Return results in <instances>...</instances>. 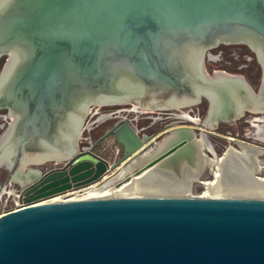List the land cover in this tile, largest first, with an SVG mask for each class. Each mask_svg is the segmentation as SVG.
Masks as SVG:
<instances>
[{
	"label": "water",
	"instance_id": "1",
	"mask_svg": "<svg viewBox=\"0 0 264 264\" xmlns=\"http://www.w3.org/2000/svg\"><path fill=\"white\" fill-rule=\"evenodd\" d=\"M218 44L254 53L261 67L256 91L242 76L207 74L204 56ZM3 56L0 109L12 123L0 138V159L10 172L24 155H64L66 164L84 159L73 143L87 109L106 101L160 110L205 98L215 127L264 114V0H0ZM111 132L123 156L110 170L156 143L126 122ZM59 176L40 181L37 174L23 185L25 194L54 188L34 201L71 190L76 178ZM0 264H264V198L31 205L0 216Z\"/></svg>",
	"mask_w": 264,
	"mask_h": 264
},
{
	"label": "bare ground",
	"instance_id": "2",
	"mask_svg": "<svg viewBox=\"0 0 264 264\" xmlns=\"http://www.w3.org/2000/svg\"><path fill=\"white\" fill-rule=\"evenodd\" d=\"M209 59L214 61L217 60V57L209 55ZM226 75L235 76L216 71L211 77L220 79L221 77L226 78ZM115 103L117 102L106 101L105 104H123L121 102ZM196 104L197 102L191 101L179 102L174 105L163 106L160 110L188 109L187 112L181 111L180 114L173 113V118L197 124L196 117L193 119L189 115L190 108ZM157 110L159 109H150L139 104H133L131 107V111L136 113ZM105 117H109V115ZM105 117L101 116L100 119ZM250 123L255 129L254 139L264 141V115L252 118ZM204 125L206 129L215 128V124L210 122L209 119H206ZM209 134H211L210 131L192 126L170 128L162 134L164 138L161 141L149 140L150 143H156L146 147V150L137 159L121 165L113 176L106 178L102 183L93 184L74 192L72 197L65 201L99 197L188 195L194 183L202 185L205 189L202 197L248 196L264 198V178L258 176L259 173L264 171V149L231 139L237 145V149L229 146L221 156H218L208 138ZM182 141L185 143L184 146L178 147L144 172L136 174L137 169L143 164ZM75 143L76 140L73 143L76 149ZM23 157L19 170L12 176L13 181L21 186L29 183L38 174L37 171L27 170L28 165L60 162L61 158L65 156L36 154L24 155ZM0 166L8 168L9 164L1 158ZM206 170L213 174V179L210 181L203 178ZM126 177H128V180H125Z\"/></svg>",
	"mask_w": 264,
	"mask_h": 264
},
{
	"label": "flooded vegetation",
	"instance_id": "3",
	"mask_svg": "<svg viewBox=\"0 0 264 264\" xmlns=\"http://www.w3.org/2000/svg\"><path fill=\"white\" fill-rule=\"evenodd\" d=\"M208 53L210 55L215 54V53L219 54L221 57L220 60L222 61L220 63L219 68H216V67L212 68V66L208 67V69L205 68L209 76L213 75L214 72L216 71H222L229 75L242 76L245 80L247 79L246 81L248 82L254 81V78H256L257 76L258 78H260V81H261V67L254 53L251 52L247 47L243 45L218 44L217 46L209 49ZM233 54L236 55V57L233 59V62L224 61V56H229ZM207 59L208 61L210 60L209 57ZM5 60H6L5 56L0 57V64H2V66ZM222 68L223 70H221ZM234 69H237L239 73L238 74L230 73ZM257 89H258L257 86H255V90ZM123 104L122 105L126 106V108H118V109H114L113 111L105 110L106 112L109 113L107 114L109 115V117H105L107 115L103 114L105 112L104 109L90 111L88 113L89 115H91V117L89 116L90 118L89 122H91L92 124H91L90 129L88 130V135H85L84 137L80 136L76 144L77 153H86L85 158L79 161L73 162L71 164H66L67 161H62L60 162V166L58 167H53L50 169H42L40 171H37L40 177V181H42L46 176L52 173L61 174V176H59L60 179L63 178L64 176H69L70 179L75 177L76 180L74 182H71V188H72L71 190L78 189L80 187H84V186L96 183L97 181L101 179L103 181L107 178L105 177V175L111 172L112 170L108 168L110 164L99 153L98 150L104 151L105 153L116 152L117 154H119L121 150V155L117 158V161L123 156V147L122 145L116 142L114 138V134L113 132H111L115 127H118L122 125L123 122H126L128 125H130V127L136 132V134L139 137H141L142 135H145L148 138H150V140L151 139L157 140L159 139V137H161V135L163 134V131H161L160 128H156L154 132H150V128L154 126L156 123H162V120H167V119L177 120V118H173L174 115L173 113H171V110H157V111L148 112V113L143 112L145 115H139L137 113L138 115L135 116V118L131 121L128 120L127 117L126 119H123L121 118V116L123 114H126L128 116L129 113L132 112L131 107L133 105L132 103H123ZM196 105L200 106L203 112L206 111V109L208 110V106H209L208 101L205 98H202ZM190 112L192 111L190 110ZM0 114L9 115L5 109H0ZM248 114H251V113H245L241 117V119ZM255 115L259 116L262 114H255ZM101 116H104L105 118L100 119ZM248 117L254 118L251 115H249ZM138 119L141 120L139 123L137 122ZM134 121L137 123H135ZM221 123L223 122H219V124ZM84 131H86V129H84L82 133ZM109 139H112L113 141V144H111V146L105 145V143ZM116 146L120 147V150L116 149ZM61 185L63 184H60L56 187H60ZM53 189L54 188H50V189H47L43 192L36 193V194L32 192L27 195L25 194V191H24V195L30 200L33 197H38L42 193H47V192L49 193ZM64 192L66 191L51 193L49 195L43 196L34 201L43 200V199L56 196Z\"/></svg>",
	"mask_w": 264,
	"mask_h": 264
},
{
	"label": "rangeland",
	"instance_id": "4",
	"mask_svg": "<svg viewBox=\"0 0 264 264\" xmlns=\"http://www.w3.org/2000/svg\"><path fill=\"white\" fill-rule=\"evenodd\" d=\"M207 53H208V51L206 52V54ZM206 54L204 56V67L206 69H208V67H210V66H212V68H214V67L219 68L220 63L222 62L220 60L221 57L219 58V60H214V61L209 60L208 61V59H207L208 56ZM212 56H216V53L212 54ZM222 58H223V56H222ZM233 59L234 58L232 57V55L224 56L225 62H233ZM1 69H2V64H0V72H1ZM216 70H218V69H216ZM221 70H223V68ZM227 72H229V71H227ZM230 73L238 74L239 71L237 69H234ZM240 74H242V73H240ZM248 84L255 90V86H257V88L260 86V78H258V76H257L256 78H254V81H251V82L249 81ZM132 104H136V103H132ZM123 105L118 104V105H105V106H99V105L90 106L87 109L85 116H84V119L82 121L81 129H80V136L84 137L85 135H88L87 130L82 133V130H83L82 128L87 123V120L89 119L88 113L90 111H95L98 109H101V110L104 109V111L105 110L113 111L114 109H118V108H126V106H123ZM190 109L192 112H190L189 115L193 119H195V117H196L197 124H195L194 122H187L186 120H182V119H178V118H177V120H175V119H169L168 120L167 119V120H162V123H156L154 126H152L150 128V132H154L156 130V128H160L161 131H163V133H164L168 129L173 128V127H177V126H179V127L180 126H192V127L198 128V129H204V130L210 131L211 134H209L208 138H209L210 142L213 144L214 149L216 151V154L218 156H221L226 151L227 147H229V146H233L234 148L237 149V145L235 143H233L231 141V139L237 140V141H242V142H245V143H248L251 145H255L257 147L264 149V141L254 139L253 134H254L255 129L251 126V123H250L252 118L248 117L249 115H251L252 117H258V115L248 114L245 117H243L242 119L240 118L239 120H237L235 122L221 123L213 129H206L204 124H205L206 119H207V109H206V111L203 112L202 108L198 105H194ZM187 110L188 109L171 110V113L180 114L181 111L187 112ZM105 112L103 114H105V115L109 114L108 112H106V113ZM146 113H148V112H146ZM137 115L138 114L136 112H131V113H129L128 116L126 114H124L123 116L127 117V119L131 121ZM140 121L141 120L138 119L137 122L139 123ZM171 121H173V122H171ZM137 122H135V123H137ZM1 124H2V122L0 119V126H1ZM5 132H6L5 129H3V130L0 129V138L3 136V134ZM196 132L199 133L197 130H196ZM80 136H79V138H80ZM153 136H155V135H153ZM163 138H164V135H161V137H159V139H157L156 142L161 141ZM111 144H113L112 139H109L105 143V145H107V146H111ZM116 149L120 150V147L116 146ZM98 151L108 161V163L110 165L113 164L115 161H117V158L121 155V150H120L119 154H117L116 152L105 153L104 151H101V150H98ZM21 164H22V158L21 159L19 158V160L15 166L16 168L11 172L8 171L5 166H0V187L3 184L7 183L8 181L13 180L12 176L16 173L18 167L21 166ZM58 166H60V162H47V163H44L41 165H31L30 164L26 167V169L32 170V171H40L42 169H50V168L58 167ZM115 173H116V170H112L111 172L107 173L105 175V177L108 178L110 176H113ZM258 176L264 178V171L259 173ZM203 178L205 180L210 181L213 179V174L206 170ZM97 183H102V179L97 181L96 183H93V184H97ZM15 184L18 185L19 183L16 182ZM93 184H90V185H87L84 187H80L78 189H84V188L91 186ZM78 189L69 190L67 199L72 197L73 193H71V191L75 192ZM204 191H205V189L203 188L202 185H200L198 183H194L192 188L190 189L188 195H175V197H202ZM154 196H164V195H154ZM245 197H248V196H245ZM251 198H260V197H251Z\"/></svg>",
	"mask_w": 264,
	"mask_h": 264
},
{
	"label": "built area",
	"instance_id": "5",
	"mask_svg": "<svg viewBox=\"0 0 264 264\" xmlns=\"http://www.w3.org/2000/svg\"><path fill=\"white\" fill-rule=\"evenodd\" d=\"M209 57V53L206 54ZM217 59L220 58L219 54H216ZM233 58L236 57V55H232ZM96 111V110H95ZM139 115H145L143 112L138 113ZM107 115V114H106ZM124 115V114H123ZM121 116V118L126 119L125 116ZM91 117V115H89ZM1 119V126L0 129L7 130L8 126L10 125L12 121V117L7 114H0ZM90 118L87 120V123L83 126V130L86 129L87 131L91 127ZM82 130V131H83ZM16 183V182H15ZM13 180L8 181L7 183L3 184L0 187V216L5 215L7 213L17 211L19 209L26 208L31 205L36 204H42V203H51V202H61L65 201L67 199L69 191H66L64 193L58 194L56 196H52L43 200L39 201H30L25 195H24V187L21 185H16ZM81 190V189H78ZM77 190V191H78ZM76 192V191H75ZM71 193H74L71 191ZM60 200V201H59Z\"/></svg>",
	"mask_w": 264,
	"mask_h": 264
}]
</instances>
